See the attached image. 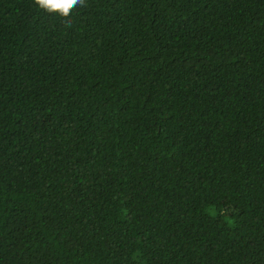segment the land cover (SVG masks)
Masks as SVG:
<instances>
[{
    "label": "trees",
    "instance_id": "1",
    "mask_svg": "<svg viewBox=\"0 0 264 264\" xmlns=\"http://www.w3.org/2000/svg\"><path fill=\"white\" fill-rule=\"evenodd\" d=\"M68 20L0 0V264H264V0Z\"/></svg>",
    "mask_w": 264,
    "mask_h": 264
},
{
    "label": "clouds",
    "instance_id": "2",
    "mask_svg": "<svg viewBox=\"0 0 264 264\" xmlns=\"http://www.w3.org/2000/svg\"><path fill=\"white\" fill-rule=\"evenodd\" d=\"M34 3L43 11L68 20L74 9L85 6L86 0H34ZM68 22L71 23L70 20Z\"/></svg>",
    "mask_w": 264,
    "mask_h": 264
}]
</instances>
